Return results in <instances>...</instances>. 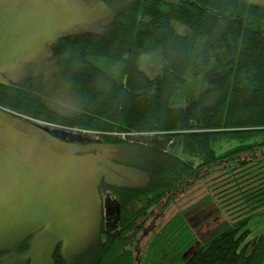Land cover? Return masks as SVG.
Returning <instances> with one entry per match:
<instances>
[{
	"label": "trees",
	"instance_id": "1",
	"mask_svg": "<svg viewBox=\"0 0 264 264\" xmlns=\"http://www.w3.org/2000/svg\"><path fill=\"white\" fill-rule=\"evenodd\" d=\"M54 44L76 109L15 83H0V108L149 156L143 185L99 183L97 239L70 260L56 244L52 264H264V231L246 228L264 213V5L130 0L101 32Z\"/></svg>",
	"mask_w": 264,
	"mask_h": 264
},
{
	"label": "rangeland",
	"instance_id": "2",
	"mask_svg": "<svg viewBox=\"0 0 264 264\" xmlns=\"http://www.w3.org/2000/svg\"><path fill=\"white\" fill-rule=\"evenodd\" d=\"M129 1L0 0V83L23 85L50 108L70 114L77 98L65 79L54 43L67 34L101 32ZM247 1L264 5V0ZM35 121L78 136L66 135L63 140L38 132L58 145L30 136L18 139L15 130L33 128ZM8 138L12 145L24 146L11 148ZM148 156L144 147L106 143L97 134L30 119L1 107L0 165L7 182L0 193V264H52L56 244L67 260L85 251L98 237L99 183L143 185L147 173L142 165ZM201 196L203 189L195 187L181 204L186 207ZM107 204L105 226L113 228L115 200ZM246 228L250 229L248 238L262 233L264 213L252 216Z\"/></svg>",
	"mask_w": 264,
	"mask_h": 264
},
{
	"label": "crops",
	"instance_id": "3",
	"mask_svg": "<svg viewBox=\"0 0 264 264\" xmlns=\"http://www.w3.org/2000/svg\"><path fill=\"white\" fill-rule=\"evenodd\" d=\"M27 120V119H26ZM29 123V122H27ZM32 125L34 126L33 128H29V127H20L18 129L15 130V135L17 136L18 139H27L28 136L32 137L34 140H47V141H50L54 144H59L58 142L54 141L52 138H50L49 136L47 137L45 134L44 136H41L38 132L40 131L42 133V130L37 128L33 123ZM36 129V130H35ZM21 130L23 132H21ZM38 130V131H37ZM29 132V133H28ZM28 133V134H27ZM46 143V142H44ZM7 145L11 148H16V147H19V148H22L24 145L19 143L18 145H12L11 142H10V138H8V143ZM10 151V150H9Z\"/></svg>",
	"mask_w": 264,
	"mask_h": 264
},
{
	"label": "water",
	"instance_id": "4",
	"mask_svg": "<svg viewBox=\"0 0 264 264\" xmlns=\"http://www.w3.org/2000/svg\"><path fill=\"white\" fill-rule=\"evenodd\" d=\"M33 124H34L37 128H39V129H41V130H43V131H45V132H49V133L55 134V136H58V137L62 138L63 140H67L66 135H68L69 138H70V137H76V136H78V135H76V136L73 135V136H72V133H71V134H66V133H68V132L65 131V130L50 129V128H48V126L41 125V124L38 123L37 121H35ZM69 133H70V132H69Z\"/></svg>",
	"mask_w": 264,
	"mask_h": 264
},
{
	"label": "snow or ice",
	"instance_id": "5",
	"mask_svg": "<svg viewBox=\"0 0 264 264\" xmlns=\"http://www.w3.org/2000/svg\"><path fill=\"white\" fill-rule=\"evenodd\" d=\"M7 177L2 165H0V193H3L6 187Z\"/></svg>",
	"mask_w": 264,
	"mask_h": 264
}]
</instances>
